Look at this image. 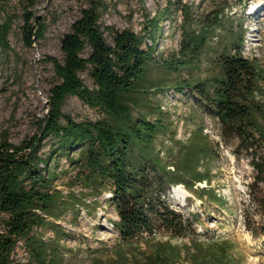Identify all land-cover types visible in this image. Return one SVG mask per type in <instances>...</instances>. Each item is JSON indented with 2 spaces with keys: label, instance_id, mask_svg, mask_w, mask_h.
Wrapping results in <instances>:
<instances>
[{
  "label": "trees",
  "instance_id": "trees-1",
  "mask_svg": "<svg viewBox=\"0 0 264 264\" xmlns=\"http://www.w3.org/2000/svg\"><path fill=\"white\" fill-rule=\"evenodd\" d=\"M29 1L33 6L34 1ZM102 9L100 0H81L80 14L60 39L62 59L48 57L58 78L49 89L47 111L39 122L41 138L49 140L48 152H39L38 136L19 144L5 136L0 139V264H24L14 257L19 243L27 264H68L69 231L58 221L71 213L74 224L79 208L90 205L85 198L102 193L109 194L107 200L118 216L112 224L124 242L143 237L147 242L164 231L192 241L197 249L194 264H225L217 260L219 246L201 251L205 249L199 233L205 232L193 226L200 216L168 201L175 195L171 184L196 188L195 182L204 179L210 184L217 144L204 131L205 118L185 140L177 139L179 118L174 120L161 99L169 96L168 91L179 94V99L189 95L194 107L216 118L219 128L215 127L221 139L233 145L235 158L249 159L250 191L264 208L263 65L256 56L243 54L241 26L228 28L218 48L208 47L210 34L222 19L219 10L200 28L183 31L179 48L155 58L152 47L160 30L156 20L149 30L152 42L146 46L138 32L103 25ZM32 17L25 12L21 25L26 46L43 35V25ZM7 31L0 22L1 48H6ZM210 51L207 70H214L201 78L194 70L201 68ZM81 72L87 73L91 87L83 83ZM71 95L103 116L75 119L63 109ZM166 132L172 143L163 156V142L157 140ZM61 157L68 167L58 169ZM197 189L199 198L207 194L209 201L225 203L214 189ZM168 248L145 254L136 264H174L159 261V254L171 252ZM120 260L117 264H131Z\"/></svg>",
  "mask_w": 264,
  "mask_h": 264
},
{
  "label": "rangeland",
  "instance_id": "rangeland-1",
  "mask_svg": "<svg viewBox=\"0 0 264 264\" xmlns=\"http://www.w3.org/2000/svg\"><path fill=\"white\" fill-rule=\"evenodd\" d=\"M33 1L34 5L30 6L29 0H0V22L8 30L6 48L0 47V139L5 136L10 142L19 144L38 136L41 150L39 152L45 155L50 145L47 138L40 136L39 122L47 111L49 89L58 81L48 57L62 59L60 39L80 14L81 0ZM100 1L103 3V25L138 32L143 36L146 46L152 42L149 35L151 23L157 21L160 30L156 34L155 47H152L155 58H165L179 48L183 31L200 28L209 21L214 10H219L222 19L220 25H216L211 32L208 47L218 48L228 36V28L241 26L245 30L243 54L256 56L264 68V0ZM25 12H30L32 20L40 21L44 27L42 37L29 46L24 44L21 35ZM163 13L164 15H160ZM158 15L161 17L157 18ZM188 16L191 17L190 23L187 22ZM106 30L104 34L109 40L110 36ZM211 56L213 52L210 51L208 56L202 58L201 68L194 70L195 75L203 78L213 72L214 69L207 70ZM80 75L83 83L91 87L92 81L87 73L81 72ZM178 95L168 91V97L161 99L163 105L172 112L174 120L179 118L177 139L185 140L196 123H204V118L211 120L219 128L216 118L194 107L189 95L181 99ZM63 109L75 119H97L103 116L99 109L87 105L73 95L65 100ZM183 118L186 121L182 123ZM168 133L161 134L157 140L163 142V156L167 155L164 151L166 146L172 143L168 139ZM226 145L229 150H233L231 143ZM216 154L218 156L212 166L210 184L205 179L200 181V184L208 186L206 192L214 189L225 203L209 201L207 194L199 198V189L188 188L182 183V186L178 187L181 196L172 195L168 201L176 209L193 211L200 216L198 222H193V226L201 227L206 232L199 237V241L204 242L201 243L205 249L201 250L202 252L207 251L213 244L212 247H227L225 250L219 249L221 256L217 258L218 262L264 264V208L258 204L250 191L249 183L253 173L251 163L243 155L233 160L221 150L218 152L217 147ZM59 167H68L65 157H61L58 169ZM66 178V175L62 177ZM260 186L264 189V184ZM58 187L63 188L62 185ZM108 195L102 193L96 197L85 198L90 205L88 209L79 208L74 224L70 222L71 213L58 221L69 231L65 240V244L72 248L67 255L68 264H117L121 261L120 258L136 264L145 254H152L165 247H170L171 249H168L171 252L159 254V261L167 260L174 264L195 263L194 254L197 249L189 238H173L160 231L156 232L154 239L147 242L144 237L129 242L121 240L112 224L118 216L113 205L107 200ZM180 202L184 205H180ZM14 257L27 264V255L20 243L16 247Z\"/></svg>",
  "mask_w": 264,
  "mask_h": 264
},
{
  "label": "bare ground",
  "instance_id": "bare-ground-1",
  "mask_svg": "<svg viewBox=\"0 0 264 264\" xmlns=\"http://www.w3.org/2000/svg\"><path fill=\"white\" fill-rule=\"evenodd\" d=\"M206 121H207V123H206V125L204 127V131L206 133H208L209 136L211 137V139L214 140V142L217 144L218 150H221L225 154V156H229V158H231V159L234 160L233 154L232 155L230 154V151L231 150H229V148L226 145V143L221 139V137H220V135L218 133V130L215 127V125L212 123L211 120H206ZM231 153H232V151H231ZM179 186H182V185L177 184V186H174L173 187V190H174L173 192H175V195L176 194L177 195L178 194L180 195V193L178 192V189H179L178 187ZM195 186H201V187H203L200 184V181H198V183L196 182ZM182 194H184V192H182ZM181 204L184 205V203H182V202H181Z\"/></svg>",
  "mask_w": 264,
  "mask_h": 264
}]
</instances>
